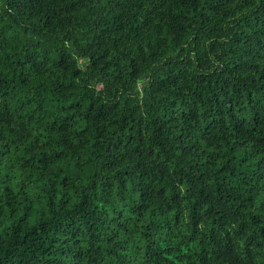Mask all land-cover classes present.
Returning a JSON list of instances; mask_svg holds the SVG:
<instances>
[{"label":"trees","instance_id":"obj_1","mask_svg":"<svg viewBox=\"0 0 264 264\" xmlns=\"http://www.w3.org/2000/svg\"><path fill=\"white\" fill-rule=\"evenodd\" d=\"M0 264H264V0H0Z\"/></svg>","mask_w":264,"mask_h":264}]
</instances>
